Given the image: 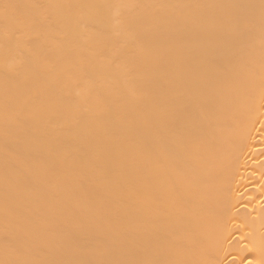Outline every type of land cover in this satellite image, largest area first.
Masks as SVG:
<instances>
[{
	"label": "bare ground",
	"instance_id": "6f19581e",
	"mask_svg": "<svg viewBox=\"0 0 264 264\" xmlns=\"http://www.w3.org/2000/svg\"><path fill=\"white\" fill-rule=\"evenodd\" d=\"M0 264H264V0H0Z\"/></svg>",
	"mask_w": 264,
	"mask_h": 264
}]
</instances>
